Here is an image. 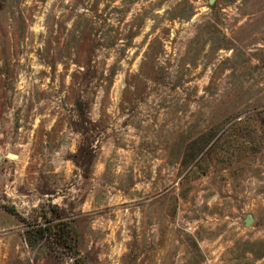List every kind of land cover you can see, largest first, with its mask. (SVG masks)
I'll use <instances>...</instances> for the list:
<instances>
[{"label":"rangeland","instance_id":"rangeland-1","mask_svg":"<svg viewBox=\"0 0 264 264\" xmlns=\"http://www.w3.org/2000/svg\"><path fill=\"white\" fill-rule=\"evenodd\" d=\"M0 264H264V0H0Z\"/></svg>","mask_w":264,"mask_h":264},{"label":"water","instance_id":"water-1","mask_svg":"<svg viewBox=\"0 0 264 264\" xmlns=\"http://www.w3.org/2000/svg\"><path fill=\"white\" fill-rule=\"evenodd\" d=\"M213 0H208L209 3H211ZM252 215L247 214L246 217L244 218V225H249L250 222L252 221Z\"/></svg>","mask_w":264,"mask_h":264},{"label":"trees","instance_id":"trees-1","mask_svg":"<svg viewBox=\"0 0 264 264\" xmlns=\"http://www.w3.org/2000/svg\"><path fill=\"white\" fill-rule=\"evenodd\" d=\"M43 232H45V230L47 229L46 226H42Z\"/></svg>","mask_w":264,"mask_h":264}]
</instances>
